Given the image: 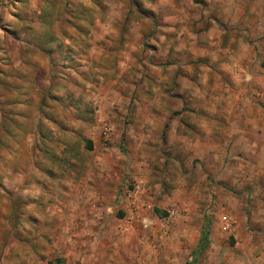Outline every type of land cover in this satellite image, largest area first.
<instances>
[{
    "label": "rangeland",
    "instance_id": "1",
    "mask_svg": "<svg viewBox=\"0 0 264 264\" xmlns=\"http://www.w3.org/2000/svg\"><path fill=\"white\" fill-rule=\"evenodd\" d=\"M261 9L0 0V264H264Z\"/></svg>",
    "mask_w": 264,
    "mask_h": 264
},
{
    "label": "crops",
    "instance_id": "2",
    "mask_svg": "<svg viewBox=\"0 0 264 264\" xmlns=\"http://www.w3.org/2000/svg\"><path fill=\"white\" fill-rule=\"evenodd\" d=\"M253 10V9H252ZM261 12L263 13L264 16V9H261ZM264 27V25H263ZM35 50L29 51L27 52V54H35V55H39L41 54L39 50H37L36 48H34ZM39 70V69H38ZM25 71V70H24ZM247 71V70H246ZM207 78H205V82H206ZM207 84V83H205ZM256 92V89H253ZM264 93V91L262 92ZM206 94H207V90H205L204 92V100L202 101L203 103L200 106H207V102H209L210 99L206 98ZM186 97H188L187 99L184 98V101L186 102V104L188 105V101L189 96L186 95ZM212 103V106L215 107V105L217 103H213V100H210ZM231 102H233L234 105H237L238 100L235 99H231ZM192 104V103H191ZM206 118H204V121L201 123V128L198 129L197 132H199L198 135V140H200L201 138L205 141L204 145H203V154L204 153H208L210 154L211 151L213 150L214 152V144H215V140H218L219 138V132H220V123L218 119H215L214 117L210 118L209 116H207V114L205 115ZM200 124V123H199ZM209 141H212V144H209ZM247 150V149H244Z\"/></svg>",
    "mask_w": 264,
    "mask_h": 264
},
{
    "label": "trees",
    "instance_id": "3",
    "mask_svg": "<svg viewBox=\"0 0 264 264\" xmlns=\"http://www.w3.org/2000/svg\"><path fill=\"white\" fill-rule=\"evenodd\" d=\"M205 232H206V226H204V228H203V230H202V235H201V238H202V240H200V243H199V245H198V250H201V248L203 247V245H204V240H203V238H204V236H205Z\"/></svg>",
    "mask_w": 264,
    "mask_h": 264
}]
</instances>
